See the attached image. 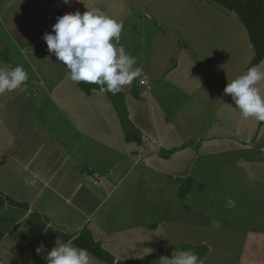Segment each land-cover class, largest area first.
Returning a JSON list of instances; mask_svg holds the SVG:
<instances>
[{
    "label": "crops",
    "instance_id": "0c3cea01",
    "mask_svg": "<svg viewBox=\"0 0 264 264\" xmlns=\"http://www.w3.org/2000/svg\"><path fill=\"white\" fill-rule=\"evenodd\" d=\"M18 2L22 11V0ZM53 3L62 14L76 10L83 14L87 8L106 14L127 23L122 31H127L129 20L137 16L136 44L124 48L140 58L135 66L142 69V78H134L119 92L136 130L133 136L139 133L140 141L126 138L114 104L104 91L92 89L86 93L74 82L47 92L38 73L19 88L0 94V157H11L9 167L0 166V196L25 205L0 206V264H46L42 259L57 238L33 227L29 221L33 215L73 239L87 229L114 258L107 263L88 252L90 264H163L161 257L171 259L179 251L195 253L192 248L197 242L206 248L200 257L203 264H264V181L256 170V157L260 154L264 159V122L243 117L231 95L224 93L228 80L249 68L264 71V57L250 65L254 51L237 13L213 0H124L123 5L119 0L113 5L111 0ZM124 7L128 15L117 17ZM28 24L27 20L26 37L19 39L18 34L23 33L19 27H12L8 34L34 43V30ZM121 40L122 36L120 44ZM13 62L0 57V69L2 65L17 66ZM29 66L33 72L39 71L32 61ZM257 87L264 96V80ZM98 105L112 118L99 119ZM39 109L48 131L60 130L55 143L58 152H49L42 143L35 149L27 148L33 142L32 130L21 129L20 123V130L12 128L17 126V112L30 117ZM8 121H14L13 126ZM18 141L30 152L26 162L19 160ZM181 145L184 147L169 156L161 154ZM101 153H105L109 165L101 164V158L96 161ZM225 153H234L235 162L230 164L234 169L229 176L236 179L235 191L243 193L244 201L232 212L226 209L213 213L207 224L196 223L199 209L190 204V192L184 198L185 205L177 203L180 184L190 179L183 163ZM37 159L42 163L39 169L33 165ZM162 175L176 187L169 191L168 179L163 180ZM161 192L177 204L154 203ZM146 195L148 201H141ZM128 200L141 201L142 205ZM179 208L185 212L180 214ZM131 209L132 218H125ZM164 220H168V227ZM216 220L219 227L213 224ZM193 229L202 230V235L194 237ZM41 244L45 248L37 254ZM178 244L191 249L176 250ZM160 250H164L161 256L137 262Z\"/></svg>",
    "mask_w": 264,
    "mask_h": 264
},
{
    "label": "rangeland",
    "instance_id": "374dc122",
    "mask_svg": "<svg viewBox=\"0 0 264 264\" xmlns=\"http://www.w3.org/2000/svg\"><path fill=\"white\" fill-rule=\"evenodd\" d=\"M29 0H22V11L19 9V2L18 0H0V10L4 11L3 17H2V27L1 31L3 32L1 34L2 40V50L0 52L1 59H8L11 62L16 61L17 65H22L25 69V71L28 73V78L31 76H37L39 75L44 78L46 90L49 92L50 89L57 90L58 85H63L66 83L67 86H71L74 84V81H72L69 76L67 75V71H70L66 69L65 66H63L62 62H58L57 58L54 54L50 53L47 49L46 42L43 40V35L45 32H51L52 25L56 22V18L60 15H62L61 10L58 7L53 8L54 3L49 4V0H33L35 1L34 4L32 2H28ZM53 1V0H52ZM57 0H54V2ZM10 2V3H8ZM120 4H125L124 0H119ZM111 4H114V0H111ZM8 7V9H7ZM33 12L32 17V27L34 28L32 30L31 26L28 24V28L34 32L33 40L34 43H29V41H21L17 39V35H10L8 32H10V29L12 27H19V30H22V34H18L19 39L22 37H26L25 33L27 31V25H25L26 21L28 20L27 13L25 9H27ZM7 9V11H6ZM38 9V10H37ZM125 7L123 9L119 10V14L117 17H123L128 15L127 11H125ZM76 11H71L70 13H75ZM1 13V14H2ZM26 13V14H25ZM69 13V12H64ZM22 14V15H21ZM138 15V14H137ZM14 16V17H13ZM20 18H15V17ZM26 16V18H25ZM136 15L132 17L131 25L127 31H122L121 36V44L125 47L127 44L128 47H130L129 43L136 44L135 37L136 33L134 32V26L138 25V20L136 19ZM117 20V19H115ZM31 24V23H30ZM123 24V23H122ZM127 23L123 24V27L126 26ZM40 26L42 29H40ZM39 29L37 30V28ZM37 30V31H36ZM42 30V31H41ZM14 34V33H11ZM120 36V38H121ZM30 39L29 37H27ZM130 41V42H129ZM139 57H136V60L139 61ZM55 60V61H54ZM29 61H32L37 65V68H39V71L33 72L31 67L29 66ZM14 63V62H13ZM3 69H11L10 65H2ZM142 76H138L137 79L140 80ZM56 82H55V81ZM58 80V81H57ZM79 85V84H78ZM80 87V85H79ZM224 87V84H223ZM222 88H220L221 90ZM222 91V90H221ZM124 103V98H123ZM7 108L12 111L7 105ZM15 108H13V111ZM19 110V109H18ZM98 118L103 119L105 121H108L110 118H112L111 114H107L106 111H104L102 108L98 105ZM116 115H118V112L116 108L114 107ZM42 110L39 109L37 113H33V116H28L23 113L17 112L16 118H17V126H13L12 121H8L9 124H11L13 127L18 130L26 129V130H32V138L31 142L32 144H28L27 148L35 149L36 145L43 144L45 148L49 149V152H58L57 148H55V143H57V135L60 133V130L50 129L48 131L47 126L43 125L46 121L44 120L45 117L41 116ZM7 115V114H6ZM5 115V116H6ZM119 116V115H118ZM32 117V119H31ZM41 117L42 120H41ZM9 119V118H8ZM120 119V118H119ZM121 122V121H120ZM1 124V123H0ZM27 125V127H26ZM30 125L32 126V129L30 128ZM2 126V125H1ZM11 128V129H12ZM49 128H52L49 125ZM122 128V125H121ZM123 129V128H122ZM124 132V131H123ZM67 133V132H66ZM125 134V133H124ZM25 135H28L25 133ZM67 137H70L67 133ZM20 138V137H19ZM2 143H4L2 139ZM69 142L65 144L66 147H68ZM18 149L20 150V157L19 160L21 162H26L27 157L30 155V152L24 147L20 141H18L17 144ZM40 147V145H38ZM34 155L35 152L33 151ZM40 153V152H39ZM39 154H36L38 157ZM101 158V164L103 165H109V160H105V153H101L100 155H97L96 161H99ZM259 164L256 166L257 172H259L261 175H263L260 179V181H264V159L261 158L260 154L259 157ZM234 153H225V154H214L209 156H201L197 158L194 162L186 161L183 163L185 166L186 174L190 177L188 181H182L183 185L179 186V193H178V201L179 206L185 205L184 198L187 195L188 192H190V197H192V201L190 204L194 205L195 208L199 209V215H197L196 223L201 224H207L209 222V217L213 215H217L219 211H226V209H230L232 212L235 207H237L239 204H241L244 201V195L240 191H235V186H237V182L235 184L236 179H233L229 176L232 169H234ZM11 165V157L10 154H6L0 157V166H7V164ZM34 167L37 169L40 168L42 163L40 162V159L33 161ZM180 166V169L178 170V173L181 174L182 169L184 166ZM241 171V170H240ZM10 177V175L8 176ZM131 177L127 180H129ZM162 179L166 180L168 179V185H169V191L171 187H176L173 185V182L169 180L168 177L162 175ZM186 180V179H185ZM181 181V180H180ZM163 182V181H162ZM181 182V183H182ZM167 185V184H166ZM157 196H160L158 198L154 199V203H159L160 201H166L168 206H174L177 204L176 202H173L169 200V196L167 194H164V192L158 193ZM134 200L137 199V196H132ZM231 198L233 201H235L234 206L228 205V199ZM130 201V200H128ZM143 202L148 201V195H146V198L144 200H141ZM140 201V202H141ZM133 204H137L138 207L142 205L140 202H134L130 201ZM206 208L208 209V213H206ZM185 211L183 209L179 208V213L183 214ZM129 215L130 218H132L133 211L132 209L130 212H126L124 214V217L126 218ZM196 218V217H195ZM211 221V220H210ZM216 222H218L216 220ZM163 223H166V226L168 227V220H164ZM192 228V226H190ZM194 237H196L199 233L202 235V230L193 229ZM204 234V233H203ZM190 235V234H189ZM192 249L195 251V254L197 255V251L201 256L206 251L205 245L201 244L200 242H197ZM179 244L177 245V248H179ZM189 246V245H187ZM200 256V257H201ZM199 257V259H200ZM44 258L42 259V262H44Z\"/></svg>",
    "mask_w": 264,
    "mask_h": 264
},
{
    "label": "clouds",
    "instance_id": "9594fccd",
    "mask_svg": "<svg viewBox=\"0 0 264 264\" xmlns=\"http://www.w3.org/2000/svg\"><path fill=\"white\" fill-rule=\"evenodd\" d=\"M69 2L64 0V3ZM87 9L83 14L77 11L58 16L51 32L44 33L43 40L48 51L70 70L67 75L72 81L99 85L101 91L116 94L140 76L142 69L135 66L136 58L120 44L123 24L106 14ZM27 80L28 73L22 65L0 69V94L19 88ZM262 80L264 71L251 67L244 74L228 80L224 89L243 117H254L259 122H264V96L257 87ZM227 203L234 206L235 201L229 198ZM213 224L219 227L217 222ZM44 248L43 244L39 245L37 254ZM44 260L46 264H90L87 249L75 246L71 239L61 241L57 238ZM161 260L163 264H203L191 250L179 251L171 259L161 257Z\"/></svg>",
    "mask_w": 264,
    "mask_h": 264
},
{
    "label": "trees",
    "instance_id": "16d2710c",
    "mask_svg": "<svg viewBox=\"0 0 264 264\" xmlns=\"http://www.w3.org/2000/svg\"><path fill=\"white\" fill-rule=\"evenodd\" d=\"M53 1L49 0V4L53 3ZM213 1L224 6L228 10L237 13V15L239 16V18L241 19V21L243 22L244 26L247 29L249 41L254 51V57L252 58L250 65L258 64L264 57V0H213ZM25 11L27 13L25 14L28 17L29 25L31 26L32 29H34L32 27V25L34 26V24L32 23V17L34 16L33 12L28 10V8L25 9ZM79 85L81 89L86 93H89L92 89L100 90L101 88V86L99 85H92L83 82H80ZM106 93L109 96V98L112 100L114 107L118 112L126 138L127 139L131 138L140 141V136L138 135L139 133L137 134V136L136 135L133 136L136 130L128 118L126 107L123 103L122 93L121 92H117L116 94H112L111 92H106ZM133 94L137 96V93L133 92ZM183 147L184 145H181L180 147L173 148L170 151L162 152L161 154L164 156H169V154H172L174 151L181 149ZM6 203L9 205L19 206V207L25 206V205H19L13 202L11 199H3L0 196V206H4ZM29 221L32 223L33 227L42 230L43 232L47 233L52 237L58 238L62 241H68L71 239L75 246L87 249L88 252H90L100 260H103L107 263H112L114 261V258L109 253H107L103 248H101L99 243L95 242L92 239L91 234L87 229L82 230V232L79 233V235L73 239L69 235L62 234L51 227H47L37 215L31 216L29 218ZM184 249H191V247L182 245L179 246V248H177L176 250H184ZM163 252L164 250H160L156 254L137 260V262L146 261L151 258H157L161 256ZM197 256L198 257L201 256V254H199L198 251H197Z\"/></svg>",
    "mask_w": 264,
    "mask_h": 264
}]
</instances>
